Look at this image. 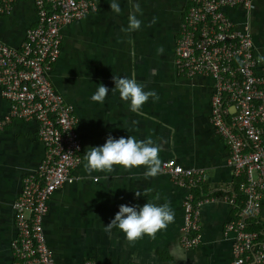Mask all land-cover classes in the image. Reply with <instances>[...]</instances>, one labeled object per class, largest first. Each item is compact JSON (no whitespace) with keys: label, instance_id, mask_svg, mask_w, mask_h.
I'll use <instances>...</instances> for the list:
<instances>
[{"label":"crops","instance_id":"1","mask_svg":"<svg viewBox=\"0 0 264 264\" xmlns=\"http://www.w3.org/2000/svg\"><path fill=\"white\" fill-rule=\"evenodd\" d=\"M91 1L94 11L61 28L59 54L48 73L52 88L73 109L81 144L71 181L50 194L42 220L55 264L87 260L97 264H229L231 234L224 225L235 211L223 194L233 178L226 148L208 123L212 82L200 76H177L169 61L186 1L119 0L120 14L110 9L112 0ZM133 3L142 9V15L137 14L142 24L140 30L129 33L122 29L127 28ZM225 14L236 27L247 28L254 54L264 64L260 59L264 57V0H252L248 8L226 9ZM34 20L31 1L14 0L10 13L0 17V40L18 47ZM161 46L164 51L158 55ZM113 76L134 78L145 91H155L159 100L149 98L139 114L131 112L129 102L122 101L118 91L111 92ZM100 84L110 90L103 104L91 100ZM7 107L0 97V264L11 262L7 244L14 236L10 204L22 176L35 169L42 157L36 124L17 119L3 123ZM262 131L264 140V123ZM109 135L114 139L134 136L139 141L150 138L161 148V161L172 159L181 167L203 170V197L211 200L198 206L195 246L184 248L179 242L185 191L167 176L145 177V167L125 170L117 166L111 173L85 171V151L102 146ZM136 191L142 196L136 197ZM147 202L167 203L175 212L174 222L155 239L145 236L132 244L117 228L106 231L121 204L142 207ZM254 220L264 233V196Z\"/></svg>","mask_w":264,"mask_h":264},{"label":"built area","instance_id":"2","mask_svg":"<svg viewBox=\"0 0 264 264\" xmlns=\"http://www.w3.org/2000/svg\"><path fill=\"white\" fill-rule=\"evenodd\" d=\"M14 0H0V17ZM35 20L18 47L0 40V97L7 102L3 123L33 121L42 157L20 179L12 200L14 236L9 242L10 264H55L42 232L50 194L71 181L79 163L80 137L73 109L51 86L48 73L59 54L60 30L95 10L91 0H29ZM186 9L173 43L174 74L211 80L208 123L227 151L236 193L223 199L235 216L224 225L231 234L229 264H263L264 233L247 230L264 196V64L254 54L246 27L238 28L225 14L248 8L252 0H185ZM182 188L179 242L190 248L198 242V206L191 189L205 181L200 168H184L172 159L162 161L161 173ZM238 197V198H237ZM240 197V198H239ZM81 264H97L83 261Z\"/></svg>","mask_w":264,"mask_h":264},{"label":"clouds","instance_id":"3","mask_svg":"<svg viewBox=\"0 0 264 264\" xmlns=\"http://www.w3.org/2000/svg\"><path fill=\"white\" fill-rule=\"evenodd\" d=\"M132 12L128 16L126 32H134L141 29L142 21L137 18V14L142 15L139 3L131 5ZM110 9L116 13H121L119 0H112ZM155 22V20H153ZM163 47L157 49V54H163ZM264 60V57L260 58ZM114 87L111 92L119 93L122 101L129 102L131 112L139 114L142 107L151 98L154 102L159 100L155 91H145L143 86L134 78L112 77ZM110 90L100 84L91 96L93 102L103 104L109 95ZM161 148L152 139L144 141L137 140L134 136L114 139L109 135L102 146L90 147L84 153V169L87 173L104 172L111 173L118 166L125 170L145 167L147 171L145 177H156L162 171V161L160 159ZM136 197L142 196L139 191L135 192ZM159 199V197H157ZM175 212L169 204L164 203L157 206L153 202L144 203L143 206H127L121 204L114 218L105 226L106 231H111L114 227L121 231L125 239L134 244L147 236L155 239L156 234L174 222Z\"/></svg>","mask_w":264,"mask_h":264},{"label":"trees","instance_id":"4","mask_svg":"<svg viewBox=\"0 0 264 264\" xmlns=\"http://www.w3.org/2000/svg\"><path fill=\"white\" fill-rule=\"evenodd\" d=\"M185 9H186V5L184 7V11H185ZM184 11H183V13H184ZM231 191L234 192V193H236V191H237L236 190V184L234 182H233V184L231 186ZM190 192L192 194L193 201L200 200L206 194L205 187H204L203 183L197 184L195 187H193L191 189ZM246 221H247V223H246L247 230H249V231H258V232H260L262 234L263 228L261 226H259L258 223L255 222L254 218H248Z\"/></svg>","mask_w":264,"mask_h":264},{"label":"flooded vegetation","instance_id":"5","mask_svg":"<svg viewBox=\"0 0 264 264\" xmlns=\"http://www.w3.org/2000/svg\"><path fill=\"white\" fill-rule=\"evenodd\" d=\"M184 7H185V4H184V6H183V10H184ZM182 10V11H183ZM179 15H181V14H179ZM180 17V16H179ZM175 33H176V31H175ZM175 36H176V34H174V37H173V43H174V39H175ZM171 51H172V49H171ZM172 60H173V54H172V56L170 57V65L172 66V69H173V65H172ZM173 72H174V69H173ZM10 211H11V214H12V216H13V213H12V210H11V208H10ZM13 224V223H12ZM7 244H8V247H9V242H7ZM9 251H10V249H9Z\"/></svg>","mask_w":264,"mask_h":264}]
</instances>
